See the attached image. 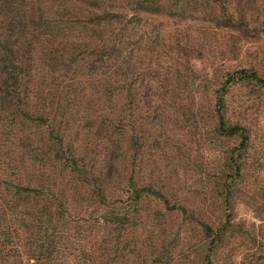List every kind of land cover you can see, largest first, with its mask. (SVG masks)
Listing matches in <instances>:
<instances>
[{"label":"rangeland","instance_id":"rangeland-1","mask_svg":"<svg viewBox=\"0 0 264 264\" xmlns=\"http://www.w3.org/2000/svg\"><path fill=\"white\" fill-rule=\"evenodd\" d=\"M27 3L26 84L0 94L2 264H206L199 221L223 229L212 264H264V84L228 80L264 79V0ZM106 10L114 21L90 22ZM223 88L247 146L216 131Z\"/></svg>","mask_w":264,"mask_h":264},{"label":"trees","instance_id":"trees-1","mask_svg":"<svg viewBox=\"0 0 264 264\" xmlns=\"http://www.w3.org/2000/svg\"><path fill=\"white\" fill-rule=\"evenodd\" d=\"M30 12H33V7H31L27 0H0V94L2 92H8L4 97H7L9 99V102H12V95H8L11 92H15L19 94L21 90L23 89L24 85L26 84L24 80L19 84L20 81V71L22 70L24 66L23 56H25L24 53V46L25 43H28L29 47L31 45L27 38L28 35V28L30 24L27 21V18L31 15L28 14ZM118 16L117 13L114 11H104L103 13L100 12H94L89 15L91 23L102 25V24H108L112 21H114V17ZM35 18H32L33 27L36 26L37 28H42L46 24V20L40 19L37 21H34ZM94 21V22H93ZM36 22V23H35ZM113 31H111L109 34L101 33L99 37V45L102 50V56L105 58V56L111 58L112 56H108L105 54L113 55L115 51V43L112 41L113 37ZM33 37V35H32ZM88 39H93V37H88ZM25 47V48H27ZM105 51H108V53L103 54ZM103 59V58H102ZM250 73V75L248 74ZM237 74H240V77H236L235 75H230L228 78L229 81L237 80L239 78H247L251 77L256 79L258 82L264 84V79L258 77L256 71H249L246 69L240 70ZM14 84V90L11 91V87ZM226 92V89L223 88L220 95L217 97V126L216 131L219 134H223L227 137H236L237 135L241 138V146H247L249 141V135L248 130L246 127L239 125V124H232L229 123L226 115L224 114V94ZM7 100L4 102L5 105L8 106ZM42 118L45 120L46 117L42 115ZM49 143L57 149L56 157L52 158V162H56V164L63 163L66 159H63V157H59V152L61 151L60 144L58 142H53V140H49ZM61 142L63 140L61 139ZM231 162L233 163V166L235 167L236 171H240V166L237 164V160L234 158V153L231 154L230 157ZM0 163H3L0 161ZM111 171V167L108 170V173ZM83 174H85V171H82ZM4 173L3 169H0V176ZM108 173L106 174L105 178L108 177ZM110 174V173H109ZM1 179V177H0ZM108 179V178H107ZM224 195L225 200L228 202L230 200V187L227 186L226 180L224 179ZM32 186V184H29ZM27 187V189H31L32 187ZM145 188V187H143ZM76 189V188H75ZM36 190V189H35ZM74 190V189H73ZM152 190V189H150ZM56 189H54V194ZM153 193H158L157 191H153ZM77 193V192H75ZM163 196V195H162ZM49 205V204H48ZM56 205H54L51 209L50 206L48 207V210L50 212V215L53 213V209L55 208V212L57 211ZM174 209H178L183 214H187L188 210H186L185 207L176 206ZM81 214V213H80ZM80 216V215H79ZM83 218V217H82ZM101 219L98 222H101L100 225L103 233H106V235H111L115 231L116 221H114L113 218H108L106 216L100 217ZM85 219V218H84ZM203 230L211 236L213 235L210 245L212 247L211 255H208V261L206 264H212L211 257L212 253H217V249L220 247V240L223 236V229L219 227L218 229H215L214 226L210 223H207L205 221H199ZM126 229V228H125ZM108 242V241H107ZM110 245V242H109ZM214 248V249H213ZM0 264H2V259L0 258Z\"/></svg>","mask_w":264,"mask_h":264}]
</instances>
